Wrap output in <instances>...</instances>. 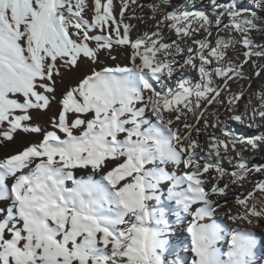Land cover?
<instances>
[{
  "label": "snow or ice",
  "instance_id": "snow-or-ice-1",
  "mask_svg": "<svg viewBox=\"0 0 264 264\" xmlns=\"http://www.w3.org/2000/svg\"><path fill=\"white\" fill-rule=\"evenodd\" d=\"M137 4L119 0L117 11V0H0V147L20 134L40 137L0 159V264H165L171 218L185 215L190 264H252L254 234L230 229L222 253L225 227L212 218L247 181L251 190L234 194L241 211L225 215L233 223L264 220L256 196L264 197V179H249L264 174V164L244 155L264 151V133L245 136L229 124L264 121V85L259 107L249 100L241 112L244 90L230 84L251 80L243 71L250 61L256 77L264 72L252 61L264 58V44L252 37L264 34V0H208L206 8L159 0L148 5L156 29L133 39L135 25L126 21L143 22L131 8ZM114 46L130 50L131 68L93 67L58 92L82 64H101L104 54L115 60ZM185 71L196 75L183 78ZM54 102L60 107L49 115ZM216 105L226 119L219 108L206 115ZM40 116L53 130L34 123ZM168 165L187 171L170 174ZM77 168L91 174L77 179Z\"/></svg>",
  "mask_w": 264,
  "mask_h": 264
},
{
  "label": "bare ground",
  "instance_id": "bare-ground-1",
  "mask_svg": "<svg viewBox=\"0 0 264 264\" xmlns=\"http://www.w3.org/2000/svg\"><path fill=\"white\" fill-rule=\"evenodd\" d=\"M245 0H241V2H244ZM159 0H138L137 5H132L131 8L135 11V15L138 17L143 18V22L138 19H131L126 22H130L131 24L135 25V27L132 29L131 35L132 38L135 39L137 36L141 35L145 31H154L156 29V21L151 19L150 17L153 15L150 8L148 7L149 4L152 3H158ZM186 0H171V6L177 7L182 4H185ZM196 7H207L208 6V0H195ZM119 6V0H117V11ZM128 15H131V12L127 13ZM162 16L161 14L157 15V19H160ZM163 31L164 37L168 40H175L176 36L174 32L170 31L166 27H162L161 29ZM92 34H99L98 31L94 32ZM222 35H227L226 33H221ZM200 35H203L202 33ZM216 32H213V37H215ZM233 36L238 37V34L233 33ZM190 43V42H189ZM242 48L241 45H237L236 49L240 50ZM112 56L115 57V60L108 57L106 54L101 55V64L98 65H92L90 63L82 64L81 69L78 71H74L70 74H66L62 82H58V92L65 90L69 86H75L79 79L82 78V76L90 69L95 67L96 70H100L101 67H127L131 68L132 62L129 59L130 56V50L126 46H114L112 50ZM229 57L233 60H236L237 57L233 53V50H229ZM178 60L180 57L177 58ZM259 59V58H258ZM264 59V58H263ZM261 61V60H260ZM194 72L185 71L183 78H188L189 76L195 77ZM177 79L181 78L179 75L176 77ZM258 78V77H257ZM264 80V79H262ZM261 80V82H262ZM175 81H173L174 83ZM231 84V90L233 92H238L241 89L244 90V97L239 101V111L243 112L245 109V105L250 100L253 105H255L257 108L259 107V100L256 97V93L260 91L261 85L259 83V80H257L254 77H251V80H245V79H239L234 77L233 81H230ZM264 85V83H263ZM59 96L57 97V101L59 100ZM142 106V105H141ZM59 103L54 102L51 112L49 115L54 113L59 109ZM217 108H219L220 112V118L226 119L229 113H227L223 107H220L219 105L211 107L206 115H211V112L215 111ZM249 112H251V109H249ZM34 115H38L35 114ZM88 118V117H86ZM145 119H153L154 117H151L150 113L145 114ZM191 114H189V121H191ZM47 117L40 116L38 120H35L34 123H39L41 127L45 128L48 131L53 130L51 128L50 124L46 123ZM256 125L257 127H248L247 124L241 125L238 122L235 121H229V124L231 125L232 129L236 131L238 134H242L245 136H250L253 134H261L264 133V121H261L258 117L256 119ZM82 130V129H81ZM214 130L209 129V132H212ZM76 134H79V131L76 132ZM61 137L63 138V134L60 133ZM219 135V133H217ZM123 138V136H121ZM40 137L36 135L31 136H25L24 134H20L17 136L16 141L12 143H8L6 147H0V159H3L7 155L14 154L16 151L22 150L23 147L28 146L30 143H36ZM202 144L206 143V137L202 134L199 137ZM229 155H233L232 153H229ZM244 155L246 157H249L251 164H264V151H260L257 153H251V152H245ZM255 157V159H252V157ZM223 166L228 169L229 171L232 170V165H229L227 161L223 162ZM166 170L170 172V174L174 175H182L186 169L183 168V166H173L169 165L166 166ZM28 170L26 169L25 172ZM73 174L77 179H86L89 174H91V169H73ZM95 179H99V176H95ZM227 179V177H225ZM249 179L256 180H262L264 179V174H258L254 173ZM66 187H72L71 181L65 182ZM251 183L245 181L243 187H233L232 188V194H230L227 197L228 203L224 205V199L220 198V202L223 206L222 209H217L215 216L212 218L216 223L221 224L225 227V230L221 232L220 239L217 243V247L221 250L222 253H225L229 250L230 246L228 244V240L230 239L231 232L230 229H243L250 231L254 234L256 238V247L254 249V256L252 257V264H264V220L259 221V223L249 225L245 221H237L233 223L232 221L227 219V216L225 215L226 212L231 210L233 214H235L237 211H241L235 204H234V194L237 193H247L251 190ZM257 196V205L259 206V200L264 199V197L261 196L259 192L256 193ZM215 198V197H214ZM153 203V202H150ZM165 203H169L165 201ZM174 203V202H172ZM172 219V231L170 233L169 239L171 243V248L169 251H167L164 254V260L165 264H190L192 254L190 252V234L187 232V226L190 223V217L188 216H182L179 220H177L174 216ZM212 222V221H207ZM154 226V225H153Z\"/></svg>",
  "mask_w": 264,
  "mask_h": 264
},
{
  "label": "rangeland",
  "instance_id": "rangeland-1",
  "mask_svg": "<svg viewBox=\"0 0 264 264\" xmlns=\"http://www.w3.org/2000/svg\"><path fill=\"white\" fill-rule=\"evenodd\" d=\"M245 2V1H244ZM252 37H253V39L257 42V43H261V44H264V34H261V33H258V32H256V31H253L252 32ZM241 60L243 59V57H242V55L239 57ZM261 60V61H260ZM252 61H255L257 64H264V59L263 58H259L258 59V57H255V56H253L252 57ZM243 71H244V73H245V75H247V76H250V77H254V78H256L257 80H259V83H260V85L262 86L263 85V83H264V80H262V79H264V72H261V75H260V77H256L255 75H254V68H253V66H252V62L250 61L248 64H245L244 65V69H243ZM242 80V79H241ZM261 80H262V82H261ZM260 86V87H261ZM261 90V89H260ZM169 166V165H168ZM258 174H260V173H258ZM252 181H254V179H251Z\"/></svg>",
  "mask_w": 264,
  "mask_h": 264
}]
</instances>
